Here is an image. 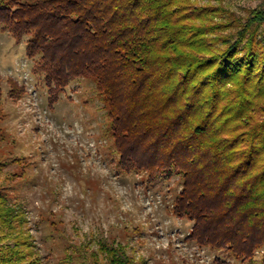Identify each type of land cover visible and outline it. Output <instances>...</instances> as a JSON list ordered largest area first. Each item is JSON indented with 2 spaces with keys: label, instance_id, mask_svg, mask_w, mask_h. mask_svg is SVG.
I'll use <instances>...</instances> for the list:
<instances>
[{
  "label": "trees",
  "instance_id": "16d2710c",
  "mask_svg": "<svg viewBox=\"0 0 264 264\" xmlns=\"http://www.w3.org/2000/svg\"><path fill=\"white\" fill-rule=\"evenodd\" d=\"M229 1L0 0V29L30 35L51 103L53 87L92 80L119 166L180 176L173 214L190 237L246 261L264 250V0L243 16ZM5 202L0 221L17 218ZM17 247L0 264H23ZM101 250L105 264H132Z\"/></svg>",
  "mask_w": 264,
  "mask_h": 264
},
{
  "label": "rangeland",
  "instance_id": "374dc122",
  "mask_svg": "<svg viewBox=\"0 0 264 264\" xmlns=\"http://www.w3.org/2000/svg\"><path fill=\"white\" fill-rule=\"evenodd\" d=\"M262 0H231L245 15ZM17 41L0 29V196L17 218L0 221L1 257L18 246L35 264H105L103 243L132 264H263L190 237L173 214L182 179L125 171L95 83L77 78L50 102L49 88ZM17 83V86H12ZM17 247V249H18Z\"/></svg>",
  "mask_w": 264,
  "mask_h": 264
}]
</instances>
